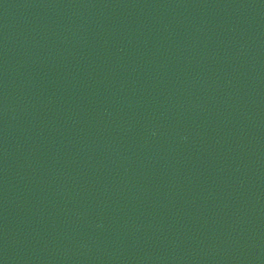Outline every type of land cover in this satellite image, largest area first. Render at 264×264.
I'll return each mask as SVG.
<instances>
[{"label":"water","instance_id":"obj_1","mask_svg":"<svg viewBox=\"0 0 264 264\" xmlns=\"http://www.w3.org/2000/svg\"><path fill=\"white\" fill-rule=\"evenodd\" d=\"M0 264H264V0H0Z\"/></svg>","mask_w":264,"mask_h":264}]
</instances>
